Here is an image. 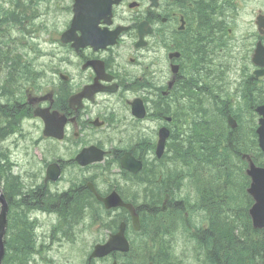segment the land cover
Masks as SVG:
<instances>
[{
	"label": "flooded vegetation",
	"instance_id": "1",
	"mask_svg": "<svg viewBox=\"0 0 264 264\" xmlns=\"http://www.w3.org/2000/svg\"><path fill=\"white\" fill-rule=\"evenodd\" d=\"M64 9L80 48L63 45L29 78L22 60L1 58L8 65L0 73V123L19 127L5 146L22 137V233L30 240L22 251L34 257L22 264H70L58 247L78 224L85 233L81 224L94 208L102 222L130 223L128 211L106 209L103 198L115 192L137 205L135 185L149 184L146 172L122 169L121 158L130 153L144 166L152 156L156 131L147 124H164L162 106L178 99L196 109L198 100L214 110L219 94L232 90L264 102V0H66ZM136 100L143 120L133 115ZM46 122L64 124L62 140L44 135ZM91 146L112 157L107 166L105 158L86 167L77 160ZM149 172H159L162 189L151 188L148 205L164 203L169 177Z\"/></svg>",
	"mask_w": 264,
	"mask_h": 264
},
{
	"label": "rangeland",
	"instance_id": "2",
	"mask_svg": "<svg viewBox=\"0 0 264 264\" xmlns=\"http://www.w3.org/2000/svg\"><path fill=\"white\" fill-rule=\"evenodd\" d=\"M3 5L8 9V1H3ZM45 7L46 3L44 2L40 5L35 6L34 19L26 22V25L31 28V32L29 33V35L34 39V42L37 43V46L25 44L22 55L25 58L31 59L33 61V64L35 56L38 55L39 52L50 50L52 48L50 43L55 41L60 31H63L62 22L64 17H56L52 14H47L46 16H44L43 12ZM19 35V32L16 30L12 32V38L16 41L18 40ZM29 53H31V55H29ZM243 98L244 97L241 91L233 92L232 90L230 101L232 103L231 106L234 109L233 114H236L237 111L244 113L245 120L248 121V123L244 124V130L248 134L246 141L247 144L253 147L254 144H257V135L255 131L258 127V119L256 113L250 111L249 105L244 102ZM182 107L187 108V106L185 105H182ZM188 110L189 108L186 109V111ZM206 111L207 114H209L207 116V119L214 120L215 126L222 128L227 126V123H222L221 121L220 111H212L208 107H206ZM189 114L196 115V112L193 110L186 112V115ZM175 127L176 130L174 133H179L181 128L180 124L177 123ZM173 142L174 140L172 139L171 145L173 144ZM213 142L206 144V147L209 149V151H211V145L213 144ZM6 146L10 149L11 161L15 165H17L16 168H14V172L17 173L19 172L20 168H22V137L19 136L18 139L10 140ZM248 152L252 151L248 150ZM182 154L183 152L180 150L179 157L182 156ZM230 155L232 157L229 159L228 168L234 170L229 171L227 179L225 181L227 185V188L225 189L226 198H223L222 195L219 196V194H213L211 197L216 204L225 202L226 208L222 209L223 212L226 213L230 218H232L236 222L237 226L243 227L244 223L240 221L238 216H235V212L238 215H247L250 221L251 217L248 214V208L250 207L251 198L249 199V197L246 195V188L249 186V179L245 175L246 168L243 166L240 159H238L233 154ZM237 155H239V153ZM111 159V156L107 158V160L105 161L106 166L111 161ZM171 172L173 175L179 174L180 172H182L184 175L190 174L188 167L184 168L183 165H180L179 163L172 165ZM244 176L246 177V179L244 178ZM188 177L184 179L183 185H181L182 191L180 190L177 195H173L172 189H170V194L172 197L171 202L168 203V211L162 216L164 219H166L165 221H167V224H165V226H169V228L167 229L171 232L164 238L165 245L169 247V251H165L164 247L159 252L170 254L175 264H206L204 261H200L199 259L205 257L207 253L205 251H200L197 247L196 241H194L193 239L194 235H198V231H200V228L201 231L205 230L206 228H208L209 223H201L199 227L195 226V224L199 223L198 221L199 218H201V215H203L201 212H199V217L194 214V208L198 207V203L201 201L200 196L202 194L198 193V191L192 192V190H197L198 188L196 183L194 182V179ZM246 182L248 184L247 186H245ZM193 187H195L196 189H193ZM183 198L186 203H184L185 210L182 211V214H176L175 207H180V200H182ZM251 202L253 203L252 199ZM161 205L162 198L159 202V208H161ZM172 212H174L176 215V221H170V216L173 217V215L171 214ZM101 215L102 214L97 211L93 219L90 218V220L92 219L91 223L93 224V226L90 223L89 225H91V230L88 232L89 234L84 233V238L81 241L83 245L78 246L77 243L73 244L71 250L73 251V260L71 261V264L87 263V253L89 251L91 252V249L97 242H102L103 240L107 239L110 230L106 228V225H108V223L102 222L100 220ZM103 225L105 227H102ZM147 227H149L148 224L145 225L144 229L146 230ZM79 231V226H75L74 238L70 243H75L77 238H81V233H79ZM134 237L136 236H132L130 240H133ZM152 241L154 242L152 246L153 251H156L157 248L163 243L158 239H154ZM66 246V244L64 246H59L58 251H66ZM135 250V252H137L138 248H135ZM114 260H116L118 264H130V262H132L129 256L123 257L116 254L115 257H110V259H107V261L104 262L98 261L96 264H111ZM171 263H173V261H171ZM92 264L95 263L92 262Z\"/></svg>",
	"mask_w": 264,
	"mask_h": 264
},
{
	"label": "trees",
	"instance_id": "3",
	"mask_svg": "<svg viewBox=\"0 0 264 264\" xmlns=\"http://www.w3.org/2000/svg\"><path fill=\"white\" fill-rule=\"evenodd\" d=\"M10 129V127H0V141L6 137V134ZM221 148L222 147L219 148L216 146V140L211 145V151L215 154V157H218L219 160L225 159L229 155L227 149L225 150V156L223 152L220 154L219 150ZM212 152L210 155L209 151L206 150L202 154L199 153L195 155V152L192 150L191 158H187L186 163L190 164L191 166H195V164L201 162L202 164L207 166L209 159L213 157ZM188 153L190 152H184V154ZM205 153H208L209 157H206ZM2 172L3 175L6 177V185L4 189L5 194L7 196L8 201H11L13 205H15V210L17 211L20 207L18 196L19 190L17 187L19 185V179L17 177L7 175L9 174V170H4ZM216 183L218 184V186H221V178L216 179ZM222 186L223 187L220 189L215 188L219 196L225 194L224 185ZM204 195L205 194H202L200 196L203 198L204 202L212 204L209 196ZM216 205L218 206V204ZM235 214V216H238L240 221L244 223L243 227L237 226L236 222L232 218H230L226 213H224L223 210H220L217 213L215 219L217 221V230L219 232L218 235L221 236L216 237V235L209 237L211 239L215 238V240H217V245H213L208 240L198 239V237L195 238L196 242H199L201 250L206 249L208 251L207 259L208 262L211 264H264V238H262L264 237V231L261 232L252 229L251 222L249 221L247 215H238L237 213ZM18 215L19 214L15 215V213L12 214L11 223L9 225V231L6 238L7 257L5 259L4 264H22V218ZM222 227L228 230H224ZM230 227H233V229H231ZM206 233H209V230L203 232V234ZM211 248H213V251H211ZM152 259L155 261L156 264L157 262L160 264L171 263L170 260L161 256H157V258Z\"/></svg>",
	"mask_w": 264,
	"mask_h": 264
},
{
	"label": "bare ground",
	"instance_id": "4",
	"mask_svg": "<svg viewBox=\"0 0 264 264\" xmlns=\"http://www.w3.org/2000/svg\"><path fill=\"white\" fill-rule=\"evenodd\" d=\"M209 90V89H208ZM206 93H209V91L206 90ZM211 95V94H209ZM198 107L195 109L196 115H198L199 117H201L203 115V110L206 109L204 105H202V103L200 101H196L195 103ZM231 101L230 100H226L224 101L220 106H219V111H220V118L222 123H227L230 120V115L234 113V109L231 106ZM215 127L214 123H204L201 122L199 126H193L190 130V133H200L203 131H207L211 128ZM210 137L214 138V140H216V146L217 147H226L227 149H232V145L230 140H227L222 133H220L219 131H213L210 134ZM240 148L243 152L247 151L246 145L241 142L240 143ZM191 153V152H190ZM184 154L181 156V160L182 162L188 166V170L190 171L189 175H184L182 172H180L179 174H175L173 175V178L175 179V181L172 179V177H170L169 179V184L171 186L172 189V194L173 195H177V193L181 190V185H183L184 179L186 177H193L199 181H201V185L197 184V190H192V192H196L198 191V193L201 194H205L204 196H209L212 204H208L207 202H204L203 198L201 199V201L198 203V207L194 208V214L199 217V212H201L203 215H201V218H199V223L195 224V226L199 227L201 223H209V233L203 234L202 231H198V239H204V240H208L210 241L213 245L216 244L217 245V240L211 239L209 237L212 236H216V237H220L221 235H218V230H217V221H216V216L217 213L222 210L225 209V202L224 203H219L218 206L216 205V203L214 202L213 198L211 197L213 194H218V192L215 190V187L213 185H211V182L208 178L205 179L207 171L204 167L201 166H191L190 164H187V158H191L192 153L190 154ZM206 157H209L208 153H205ZM144 164L146 167V177L147 180L150 184V186H148V188H155L157 190H161L162 188L160 187L158 181L156 180L158 178V176L160 175L159 172L156 173V176L154 174V172H149V170L152 169L151 163L147 160H144ZM188 177V178H189ZM6 185V184H5ZM18 190H19V197L22 198V184H19L18 186ZM193 189H196L195 187H193ZM182 191V190H181ZM165 194V193H164ZM136 201L138 204H140L141 206H143L146 210L149 211H155L156 208L158 207V205L156 204H150L148 205L149 200L147 198H145L142 195H137L136 197ZM185 200L184 198L182 200H180V207H175L176 208V214L181 213L182 211L185 210ZM186 204V203H185ZM98 212L102 213L101 210L96 209ZM236 213V212H235ZM103 214V213H102ZM156 217L159 218L160 220L163 221V223L167 224V221H165L166 219H164L162 217L161 213H157L155 212ZM173 215L170 216V221H176V215L174 212L171 213ZM196 227V228H197ZM158 229V227L156 225H150L149 227L146 228L145 232L147 234H152L154 232H156ZM223 238V237H221ZM22 244L24 245V247L29 250L27 248V244H30V240L28 239V237L26 235H24L22 233ZM199 244V242H198ZM217 250V249H216ZM202 251H206L208 252L206 249L202 250ZM211 251H213V248H211ZM147 258H151L150 255H147ZM157 264H160L157 262ZM169 264H173V263H169Z\"/></svg>",
	"mask_w": 264,
	"mask_h": 264
},
{
	"label": "water",
	"instance_id": "5",
	"mask_svg": "<svg viewBox=\"0 0 264 264\" xmlns=\"http://www.w3.org/2000/svg\"><path fill=\"white\" fill-rule=\"evenodd\" d=\"M260 113L264 115V108L260 109ZM134 114L140 118L144 116V111H138L134 107ZM231 121V120H230ZM261 128L258 130V133L260 135V145L264 150V119L261 120ZM169 136V132L165 129H162L160 131V142H159V148H158V156L160 157L163 153L165 141ZM94 149H90L87 151L86 155V163L89 164L95 161L102 160V156L94 157L92 159H89V155H93ZM123 166L125 168L132 169L131 163L129 160L125 157L122 160ZM252 164V163H251ZM140 169V167H138ZM248 174L253 177V183L251 185V188L248 190V192L254 197L256 204L251 208L250 215L252 217L253 225L255 228L262 229L264 228V169L256 168L253 164L251 165V170L248 171ZM106 202L108 203V207H117V206H125L131 210V212L134 214L135 220L134 222L136 225H139L138 217L135 215L134 210L131 205L124 204L122 200L116 196H110L106 199ZM0 204H1V211H0V264H2L4 254H5V247H4V237L6 235L7 230V213H8V203L6 201L5 195L1 190L0 187ZM139 227H137L138 229ZM120 250L123 252H127L129 250L128 243L126 241V238L124 236V225L121 226L120 232L116 235H113L110 237V241L106 243L105 245H98L95 247V251L92 254V257H105L108 254H110L113 251ZM116 264V263H114Z\"/></svg>",
	"mask_w": 264,
	"mask_h": 264
}]
</instances>
